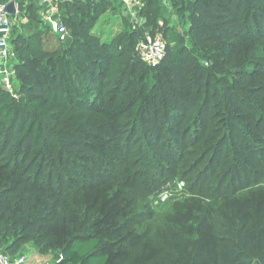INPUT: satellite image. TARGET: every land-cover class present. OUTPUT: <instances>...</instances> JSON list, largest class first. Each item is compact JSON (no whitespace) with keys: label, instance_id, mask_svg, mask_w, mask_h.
I'll return each mask as SVG.
<instances>
[{"label":"trees","instance_id":"obj_1","mask_svg":"<svg viewBox=\"0 0 264 264\" xmlns=\"http://www.w3.org/2000/svg\"><path fill=\"white\" fill-rule=\"evenodd\" d=\"M142 3L153 38L161 8ZM172 8L185 38L165 31L155 66L137 51L143 29L128 24L107 38L95 30L113 10L107 0L65 5V42L49 27L11 33L20 88L0 90V252L15 257L30 244L41 254L60 249L55 264H105L96 248L117 232L106 210L146 199L149 173L161 167L148 159L156 152L175 155L174 174L190 178L224 147L229 161L209 191L227 199L237 182L264 191V0H173ZM257 217L264 228V210ZM252 244L249 253L239 241L233 256L264 264V248Z\"/></svg>","mask_w":264,"mask_h":264},{"label":"rangeland","instance_id":"obj_2","mask_svg":"<svg viewBox=\"0 0 264 264\" xmlns=\"http://www.w3.org/2000/svg\"><path fill=\"white\" fill-rule=\"evenodd\" d=\"M158 2L161 18L154 40L167 42L163 33L166 31L175 35L174 30L184 39L186 22L184 17H175L173 0ZM128 24L132 28L143 29L145 38L150 37L145 20L137 15L134 18L122 15L116 27L111 18L105 24L97 23L95 30L107 38ZM14 60L15 56L0 64V90L13 95L20 88L13 69ZM192 138L194 136L187 137L188 140ZM224 151L223 147L219 153L221 156L217 155L208 166L199 167L190 178H182L183 173L174 174L175 155L171 159L157 152L148 155L150 163L156 162L161 167L149 173H154V176L149 177L146 183V199L131 207L127 203H115L108 207L106 212H109V219L115 220L113 227L117 232H110L107 238H103L95 256L106 255L105 264H247L245 260H236L233 255L238 242L244 239L249 253L255 247L252 243H260L259 249L264 248V228L254 225L258 213L264 210V191L260 189L262 186L256 185L242 188L239 182L235 185L237 193L227 199L219 198L221 195L214 187L209 191V181L215 176L213 171L223 168L229 161ZM235 173L236 179H244L240 170L236 169ZM201 187L206 195L204 197L199 194ZM255 189L258 190L251 191ZM226 239L231 241L232 250H229ZM19 254L26 258V264H55L62 258L60 249H50L41 254L30 244Z\"/></svg>","mask_w":264,"mask_h":264},{"label":"crops","instance_id":"obj_3","mask_svg":"<svg viewBox=\"0 0 264 264\" xmlns=\"http://www.w3.org/2000/svg\"><path fill=\"white\" fill-rule=\"evenodd\" d=\"M1 1L6 2L8 0ZM73 1L75 0H51L49 4H42L38 0H17V5L14 7V15L12 16L9 13L13 31L12 36H15L21 30V27H49L50 31L53 33L51 30L52 21H60V15L64 12V6ZM107 1L110 3L113 10H108L102 13L97 20L96 25L100 22H103V24L110 22L112 18L114 21V27H116L117 24H119L122 15L130 18L135 17L136 15L138 18L140 17L138 13L143 4L142 0ZM25 32L28 33L29 30L26 29Z\"/></svg>","mask_w":264,"mask_h":264},{"label":"built area","instance_id":"obj_4","mask_svg":"<svg viewBox=\"0 0 264 264\" xmlns=\"http://www.w3.org/2000/svg\"><path fill=\"white\" fill-rule=\"evenodd\" d=\"M38 1L42 4H49L51 0ZM9 2H12L14 7H16L17 0H8L6 2L0 0V64H5L9 58L14 56V50L10 43L12 33L11 20L6 8ZM51 30L61 42H65L70 38L69 30L60 21H52ZM150 37H144L139 41L137 51L146 64L155 66L163 57L165 42L162 39L154 40V38ZM0 264H26V258L23 255L10 257L0 252Z\"/></svg>","mask_w":264,"mask_h":264},{"label":"water","instance_id":"obj_5","mask_svg":"<svg viewBox=\"0 0 264 264\" xmlns=\"http://www.w3.org/2000/svg\"><path fill=\"white\" fill-rule=\"evenodd\" d=\"M6 8L8 10V12L13 16L14 15V4L12 2L8 3L6 5Z\"/></svg>","mask_w":264,"mask_h":264}]
</instances>
